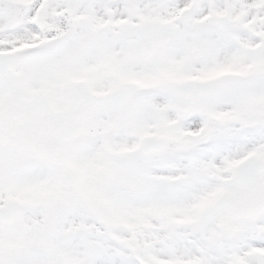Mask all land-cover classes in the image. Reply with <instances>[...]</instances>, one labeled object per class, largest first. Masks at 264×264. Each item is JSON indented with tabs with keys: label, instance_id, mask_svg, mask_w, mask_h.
I'll return each mask as SVG.
<instances>
[{
	"label": "snow or ice",
	"instance_id": "obj_1",
	"mask_svg": "<svg viewBox=\"0 0 264 264\" xmlns=\"http://www.w3.org/2000/svg\"><path fill=\"white\" fill-rule=\"evenodd\" d=\"M0 264H264V0H0Z\"/></svg>",
	"mask_w": 264,
	"mask_h": 264
}]
</instances>
